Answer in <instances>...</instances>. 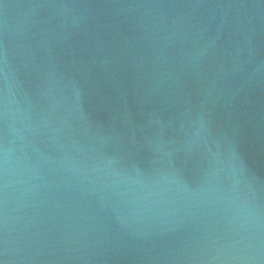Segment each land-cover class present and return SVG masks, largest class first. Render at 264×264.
I'll list each match as a JSON object with an SVG mask.
<instances>
[{
  "label": "water",
  "instance_id": "1",
  "mask_svg": "<svg viewBox=\"0 0 264 264\" xmlns=\"http://www.w3.org/2000/svg\"><path fill=\"white\" fill-rule=\"evenodd\" d=\"M0 264H264V0H0Z\"/></svg>",
  "mask_w": 264,
  "mask_h": 264
}]
</instances>
